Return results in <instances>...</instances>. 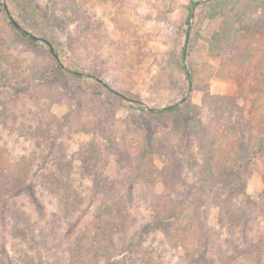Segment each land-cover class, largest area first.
I'll return each mask as SVG.
<instances>
[{"label": "rangeland", "instance_id": "1", "mask_svg": "<svg viewBox=\"0 0 264 264\" xmlns=\"http://www.w3.org/2000/svg\"><path fill=\"white\" fill-rule=\"evenodd\" d=\"M36 1L45 11L47 19L52 14L61 18L57 34L62 40L66 61L83 72L99 73V79L86 78V85L103 90L102 103L96 109L98 112L112 110L115 133L111 141H107L97 129L100 142L109 146L107 150L102 147L97 176L95 172L85 170L79 152L92 141L93 134L73 129L67 120L53 129L56 150L61 149L65 158L73 161L72 177L83 198L81 208L66 215L59 198L40 186V173L47 170L42 154H46L49 148L39 147L38 140L24 134L25 130L30 133L38 125L36 106L27 91L13 86H6L0 91L1 99L9 106L8 117L4 121L0 120V171L4 172L9 161L23 154L30 155L35 162L26 188L0 206V262L10 263L16 257L13 251L15 239L11 235L13 223H6L14 210L30 216L38 235H42L43 231L49 233L48 244L44 248L46 255H62L64 252L67 255L75 236L95 220L96 207L101 200L107 194H112V198L127 203L130 215L137 221L127 238L131 239L135 231H141L135 236V240L143 238L140 257L147 250L154 255L160 254L162 264H187L182 251L174 247L178 238L176 229H167L166 232L163 228L144 231L140 228L151 221L146 201L151 193L164 192L166 185L156 179L146 181L142 167H137L135 157L128 154L132 158L130 162L123 154L130 147L127 141L132 140V137H127V126L145 130L148 143L151 144L152 139L159 137L168 125L138 115L130 109L129 99L140 100L154 108L174 103L190 104L195 107L192 112H199L201 119L207 122L216 118V113L209 109V97L227 95L231 102L229 108L223 111L222 122L236 126L238 130L234 132L235 135L244 133L247 137H264V66H258L259 58L255 56L245 70L234 75L231 70L237 65H223L220 58L212 56L206 38L220 28L225 18V13L215 5V0H125L124 7L114 4L112 0H81L78 15L71 11L63 12L59 0ZM192 1L200 3L194 7L188 23ZM239 36L242 37V33ZM252 37V46L257 51H264V27ZM10 51L20 59V69H26L23 72L28 73V67L40 61L39 54L25 47L19 46ZM183 52L186 55L184 59ZM231 53L233 51L225 52V58H230ZM191 67L198 70L200 82L208 88L206 91L191 88ZM105 86L119 93L111 94L105 90ZM82 87L85 85L80 84L75 90L82 92ZM62 88L70 97L75 96L74 89L69 86ZM79 105V98H75L72 107L62 101L54 103L52 111L62 118L72 115ZM90 114L85 111L83 120L97 118V115ZM187 139L188 135L183 134L186 144ZM119 144L121 146L117 147ZM155 150L156 165L165 171L171 169L161 153L162 148L156 145ZM51 164L52 161L48 163L49 166ZM185 173L174 189L180 200L188 191L183 180L189 185L194 181L192 175L185 176ZM96 183L99 184L98 188L95 187ZM244 185V190L234 199L236 202L264 197V148L257 165L247 167ZM263 200L260 198V201ZM205 211L209 217L208 225L213 229L209 234V239L214 243L211 255L219 246L233 254H236L234 247L249 250L251 243L264 237V218L250 222L246 228H240L230 235L219 225L215 206L207 204ZM124 246L125 242L118 240L110 258H100L99 264H141L136 253ZM245 256H236L234 264H264V250L251 258Z\"/></svg>", "mask_w": 264, "mask_h": 264}, {"label": "trees", "instance_id": "2", "mask_svg": "<svg viewBox=\"0 0 264 264\" xmlns=\"http://www.w3.org/2000/svg\"><path fill=\"white\" fill-rule=\"evenodd\" d=\"M80 1L59 0L58 3L63 12L71 11L78 15ZM112 1L121 7L125 5V0ZM215 1V5L225 13V18L220 28L206 38L212 56L220 58L223 65H237L231 70L234 75L245 70L255 56L259 58L258 66L263 67L264 51H257L252 46V35L264 27V0ZM6 2L7 9L0 2V91L6 86L27 91L36 106L38 125L30 133L25 130L24 134L38 140L39 147L49 148L46 154H42L47 170L41 169L43 171L40 173V186L44 191L59 198L65 214L68 215L69 212L74 213L81 208L83 198L72 177L73 161L67 160L61 149L56 150L53 129L67 120L73 129L93 134L92 141L79 152L85 170L97 175V163L100 161L102 147L109 149L107 144L100 142L97 129L102 138L105 136L107 141H111L115 133L111 120L112 110L98 112L96 108L102 103L100 101L104 92L97 87L86 85V78L99 79V73L83 72L66 61L62 40L57 34L58 28L61 27V18L52 14L47 19L45 11L39 7L36 0ZM199 3L191 2L188 23L193 16L194 7ZM11 16L30 35L18 29ZM240 33L242 37L239 36ZM50 45L56 50L53 51ZM19 46L40 56V61L28 67V73L23 72L25 68L20 69V59L10 51ZM228 51L233 53L229 54L230 58H225L224 53ZM182 56L183 59L186 57L184 52ZM198 73L197 69L191 67L190 86L193 90L206 91L208 88L200 82ZM80 84L85 85L82 92L75 90ZM64 86L74 89L75 96L70 97L62 90ZM105 90L111 94L119 93L108 86H105ZM75 98H79L80 105L72 115L61 118L53 113L54 103L65 101L72 107ZM44 100L50 102L42 103ZM129 100L130 109L135 110L138 115L149 120L163 121L168 125L159 137L152 139L151 144L148 143L149 138L145 130L127 126V137H132V140L127 141L130 147H127L123 154L130 162L129 159L132 158L128 154L135 157L137 167H142L146 181L156 179L166 185L164 192L151 193V197L146 201L151 221L140 228L143 231L163 228L166 232L167 229H176L178 238L174 247L182 251L187 264H234L238 255L251 258L255 253L262 252L264 237L251 243L249 250L234 247L236 254H233L232 251L219 246L211 255L214 243L209 239V234L213 229L208 225L209 217L205 211L207 204L217 208L219 225L230 235L240 228H246L250 222L264 218V202L260 201V198L264 197L240 203L234 200L245 188L244 175L247 167L257 165V160L263 152L264 137H247L244 133L235 135L238 130L236 126L222 122L223 111L229 108L231 98L227 95L210 96L209 109L216 113V118L207 122L201 119L199 112H192L195 107L190 104L174 103L154 108L141 104L136 99ZM8 111L7 102L0 97V120L4 121L8 117ZM85 111L87 114L91 113L90 116L97 115V118L83 120ZM183 134L188 135L187 144L183 140ZM156 145L162 148L161 153L171 167L168 171L159 168L155 163ZM183 163L186 166H182ZM34 165L32 157L23 154L18 159L9 161L4 172L0 171V206L6 204L9 197L26 188ZM184 173L185 176L192 175L194 181L189 185L183 180V185L187 186L188 191L180 200L174 189ZM168 183L171 185L167 186ZM98 186L96 183L95 187ZM112 196H103L96 207L95 220L75 236L68 247L67 255L64 251L62 255H46L44 248L47 247L49 233L43 231L42 235H38L30 216L23 211L14 210L6 223H13L11 235L15 239L13 251L16 257L14 261L11 259L10 263L3 261L0 264H99L100 258H110L120 239L125 242L124 247L127 250L136 253L141 264H162L160 254L154 255L152 251L145 250V255L140 257L143 238L135 240V236L141 231H135L131 239L127 238L137 221L130 215L127 203Z\"/></svg>", "mask_w": 264, "mask_h": 264}, {"label": "water", "instance_id": "3", "mask_svg": "<svg viewBox=\"0 0 264 264\" xmlns=\"http://www.w3.org/2000/svg\"><path fill=\"white\" fill-rule=\"evenodd\" d=\"M1 2L4 4V6H5V8L7 9L8 7H7V4H6V2H5V0H1ZM11 20H12V22H13V24L18 28V29H20V30H22V31H24V32H26L27 34H29L30 35V33L27 31V30H25L15 19H13L12 17H11ZM33 38H37L36 36H34V35H31ZM50 47H51V49L53 50V51H55V49H54V47L52 46V45H50ZM139 103H141V104H144V105H146L145 103H143L142 101H140V100H137ZM147 106V105H146Z\"/></svg>", "mask_w": 264, "mask_h": 264}]
</instances>
